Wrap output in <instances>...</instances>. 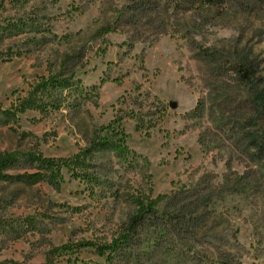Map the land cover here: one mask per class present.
I'll return each mask as SVG.
<instances>
[{
	"label": "rangeland",
	"instance_id": "374dc122",
	"mask_svg": "<svg viewBox=\"0 0 264 264\" xmlns=\"http://www.w3.org/2000/svg\"><path fill=\"white\" fill-rule=\"evenodd\" d=\"M102 140L56 185L0 181V264H264V5L0 0V155ZM143 205L111 255L78 247Z\"/></svg>",
	"mask_w": 264,
	"mask_h": 264
},
{
	"label": "trees",
	"instance_id": "16d2710c",
	"mask_svg": "<svg viewBox=\"0 0 264 264\" xmlns=\"http://www.w3.org/2000/svg\"><path fill=\"white\" fill-rule=\"evenodd\" d=\"M264 5V0H256ZM203 5L219 6L226 2V0H200ZM236 71L243 82H250L253 79V72L250 68L243 65L238 66ZM58 84L63 86L69 85V80H58L57 78H49L43 80L39 88L56 87ZM38 88V89H39ZM40 102L35 105H29V108L40 107ZM108 145L107 141H93L89 148L80 151L78 154L69 158H46L37 154H19L17 153H4L0 155V181L4 182H18L25 186H33L40 182L47 181L50 184L56 185L59 178H61V171L63 168L75 170L77 167L85 165L86 158L90 153L100 149L103 146ZM22 159V160H21ZM28 163L33 171H24L19 174L6 173V169H14L21 165V162ZM152 207V206H150ZM154 212V208L149 206H140L136 213L130 217L127 225V229L124 235L113 240L110 244L101 245L92 241H82L78 243V247L81 248H95L101 255L108 253L111 255L115 250L120 248L124 242L130 239H134L139 234V228L143 224L145 218L149 213ZM73 246L65 244L60 247L53 248L50 254H59L61 252H67L72 250Z\"/></svg>",
	"mask_w": 264,
	"mask_h": 264
}]
</instances>
